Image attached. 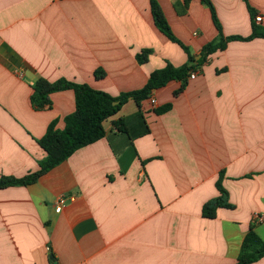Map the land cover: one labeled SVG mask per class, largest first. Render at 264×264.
Here are the masks:
<instances>
[{"label": "crops", "instance_id": "0c3cea01", "mask_svg": "<svg viewBox=\"0 0 264 264\" xmlns=\"http://www.w3.org/2000/svg\"><path fill=\"white\" fill-rule=\"evenodd\" d=\"M157 1L195 62L156 27L150 0H0V176L37 172L38 140L75 111L72 90L34 108L39 79L117 97L168 64L192 66L179 95L172 81L141 109L130 98L104 122V138L35 183L0 189V264H235L251 228L264 239V38L229 41L197 64L219 38L209 7ZM210 1L224 37L264 29V0H248L252 12L244 0ZM222 172L233 208L206 218Z\"/></svg>", "mask_w": 264, "mask_h": 264}, {"label": "trees", "instance_id": "16d2710c", "mask_svg": "<svg viewBox=\"0 0 264 264\" xmlns=\"http://www.w3.org/2000/svg\"><path fill=\"white\" fill-rule=\"evenodd\" d=\"M190 0H185L186 4ZM252 12L248 0H244ZM203 4L209 7L212 19L219 31V38L216 42H212L204 46L201 56L197 64H202L214 53L226 49L229 41H250L255 38H264V29L253 24V32L248 37L231 36L224 37L222 28L219 23L214 6L210 0H201ZM151 12L156 27L173 43L182 47L189 57L190 62H195V58L191 55L189 48L186 47L174 34L160 4L157 0H150ZM152 51L149 49L142 50L137 54L136 59L140 64L148 61ZM192 72V66L184 65L176 68L168 64L161 70L154 71L150 74L148 83L140 90L122 93L117 97L94 89L86 83H76L66 79H59L50 82L46 79H39L34 87L31 95V104L34 108L41 110L51 105L52 94L65 90H72L75 95V111L65 118V128L58 130L55 123H51L46 130L45 135L38 140V144L45 151L46 157L39 161V170L35 173L26 175L23 178H14L0 176V189L25 186L35 183L41 176L54 169L55 167L66 161L77 150L87 145L93 144L104 138L106 131L104 122L110 117L116 115L121 106L130 98L134 100L136 105L141 109L142 102L151 98L154 91L167 86L172 81L182 82L181 88L176 91L179 95L186 87L188 77ZM96 78H103L105 72L97 70ZM117 103V104H116ZM171 105H166L157 110L158 113L167 111ZM119 127L120 125L117 124ZM222 172L216 182V187L220 191V196L205 203L202 214L206 218H215L216 211L220 207L233 208L229 203L228 192L222 186ZM264 257V239H262L254 228L244 238L239 256L235 264H252ZM53 264L56 263L54 256H51Z\"/></svg>", "mask_w": 264, "mask_h": 264}, {"label": "built area", "instance_id": "2783aa9c", "mask_svg": "<svg viewBox=\"0 0 264 264\" xmlns=\"http://www.w3.org/2000/svg\"><path fill=\"white\" fill-rule=\"evenodd\" d=\"M256 22H262V17L261 16H257L256 17ZM191 78H194L195 75L191 74L190 76ZM67 203V198L65 196H62L61 198L58 199L57 202V207H56V212H61L62 208L64 207V205ZM255 223H261L263 221V217L261 215H257L254 218Z\"/></svg>", "mask_w": 264, "mask_h": 264}, {"label": "water", "instance_id": "95a60500", "mask_svg": "<svg viewBox=\"0 0 264 264\" xmlns=\"http://www.w3.org/2000/svg\"><path fill=\"white\" fill-rule=\"evenodd\" d=\"M117 104V103H116Z\"/></svg>", "mask_w": 264, "mask_h": 264}]
</instances>
